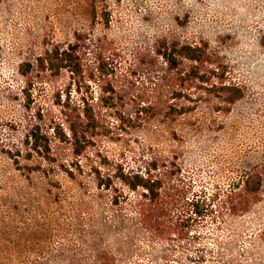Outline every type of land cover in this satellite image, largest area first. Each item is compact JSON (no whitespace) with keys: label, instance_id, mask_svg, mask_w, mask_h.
Here are the masks:
<instances>
[{"label":"rangeland","instance_id":"1","mask_svg":"<svg viewBox=\"0 0 264 264\" xmlns=\"http://www.w3.org/2000/svg\"><path fill=\"white\" fill-rule=\"evenodd\" d=\"M78 37L91 44L81 76L35 67L26 84L18 74L21 63L36 65L47 47ZM165 41L205 51L201 61L183 63L195 75L177 83L179 99L170 80L161 83V69L146 79ZM99 46L116 62L110 79L119 94L107 111L94 102L108 130L82 157V172L70 178L44 161L30 172L27 165L41 160L16 163L0 147V264H264V0H0L5 147L20 146L36 120L43 131L63 122L62 103L100 96ZM135 66L141 71L132 79ZM222 73L243 88L231 105L218 89ZM146 99L160 105L145 121L136 111ZM170 105L185 107L183 114L171 115ZM153 164L161 195L142 216V190L129 183ZM258 173L256 192L251 182L243 206L229 211L227 196ZM196 200L210 204L199 218Z\"/></svg>","mask_w":264,"mask_h":264},{"label":"trees","instance_id":"2","mask_svg":"<svg viewBox=\"0 0 264 264\" xmlns=\"http://www.w3.org/2000/svg\"><path fill=\"white\" fill-rule=\"evenodd\" d=\"M89 42L84 37H78L74 42L68 43L64 46L51 45L44 50V55L36 59V65L32 62L21 63L18 67V74L26 79V84L31 80V74L36 67L38 71H50L58 73L60 71H69L71 75L81 76L83 73V59L86 49L89 47ZM96 52V71L103 76L104 82L100 89V96L94 97L92 93L86 95L79 105L71 106L69 102H64L61 105V115L63 116V122L55 123L52 121V126L48 127V130L44 131L40 128V124L36 120L35 123L28 124L25 133L23 134L22 142L20 146L14 143L11 146L5 147L3 145V139L0 132V147L6 150L7 155L19 163L20 158L29 160L33 156H36L39 160L34 167L27 165L28 171L40 170L42 168V161L47 164L46 168L49 170H60L65 173L66 176L72 178L75 174L82 172V157H85L90 147L96 144L99 136L108 130L106 122L102 118L100 111L96 109L95 101L100 104L101 108L107 110L112 109L115 106L117 95L116 85L111 81V77L115 74L116 62L114 59L106 57L104 55L103 46H99L95 49ZM205 51L201 46L192 44H180L177 42H163L160 44L153 55L155 58L150 57L149 68L146 70V79L152 81L156 71L161 69V83L169 81L172 83L171 95L173 99H179L182 96V91L179 89V82H182L185 77L193 76L191 70L188 72L182 68L184 62L197 63L201 61ZM161 61V62H159ZM141 71L140 67L136 66L129 71V77L134 79ZM171 72L172 75L169 76ZM169 76V77H168ZM224 73L219 77L220 94H224L222 100L226 104H233L243 96V88L237 83L226 81ZM171 78V79H170ZM195 78V77H194ZM198 79L204 82L201 77ZM174 84V85H173ZM134 85V82H133ZM29 86V85H28ZM157 87L156 93L160 90ZM130 88H128L129 90ZM118 91V92H117ZM23 101H25V108H29V95L26 90H23ZM143 95V94H142ZM142 95L138 97V101L141 102ZM69 101V100H68ZM60 101H58L59 103ZM60 105V103H59ZM160 103L157 99L154 101H143L138 103L136 116L139 119L144 116V120H149L154 117ZM169 109L171 115H181L184 112L185 107H177L170 105ZM36 118V117H35ZM40 112H37V119H40ZM120 120V119H119ZM6 127L8 130L15 131L17 124L7 122ZM70 153L69 159H65L66 153ZM45 168V167H44ZM156 169V165H151L145 174H135L131 178L132 182L129 183V188L133 191L141 189V203L140 214L144 216L147 211L152 210L154 203L159 200L161 195V181L157 177H153L150 170ZM260 173L245 181V188L239 192L234 191L230 193L224 206L231 212H238L247 200L248 187L251 182L256 186L252 190L256 192L260 183ZM104 184L105 187L110 185L109 179H106L104 183L100 179L98 185ZM149 203V204H146ZM200 202L199 200L192 201L193 211L192 214L195 218L204 216L205 206L209 207L210 204ZM192 219V216L191 218ZM188 219V220H189Z\"/></svg>","mask_w":264,"mask_h":264}]
</instances>
